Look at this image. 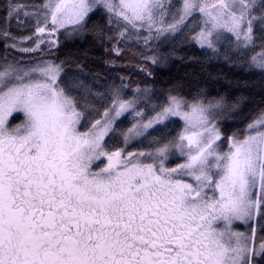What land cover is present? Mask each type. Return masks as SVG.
I'll use <instances>...</instances> for the list:
<instances>
[{
  "label": "snow or ice",
  "instance_id": "1",
  "mask_svg": "<svg viewBox=\"0 0 264 264\" xmlns=\"http://www.w3.org/2000/svg\"><path fill=\"white\" fill-rule=\"evenodd\" d=\"M0 44V264H264V0H5Z\"/></svg>",
  "mask_w": 264,
  "mask_h": 264
},
{
  "label": "trees",
  "instance_id": "2",
  "mask_svg": "<svg viewBox=\"0 0 264 264\" xmlns=\"http://www.w3.org/2000/svg\"><path fill=\"white\" fill-rule=\"evenodd\" d=\"M5 0H0V7L4 4ZM17 34L19 35H29L30 32L27 29H20L17 30ZM3 52V46L0 44V53ZM94 56L100 57L101 52H95L93 53ZM192 55H200L199 51H196L194 49L190 48H183L182 50H179L176 54L175 57H173L169 64L167 66H157V67H152L149 65V68L162 80H181L184 79L186 74L190 71H197L198 66L193 65L187 60V56H192ZM180 57H185V59L181 60ZM30 57H26L28 59ZM105 59L107 58H114L118 59V63H123L124 60H127L129 58V54L125 53L122 58H117L115 56L112 57H104ZM214 69H221L223 72L227 73L229 70L228 68L223 65V64H215ZM107 71H112V72H120V68H108ZM136 79H139V76L134 77ZM237 79H240L241 81L248 79V77L241 76L239 72H234V74L229 75V80H232L233 82ZM219 90L221 92H230L232 96L239 95L241 92H244L245 95H247V92L243 88H239L233 83L231 86L228 84L227 81L221 80L219 85ZM212 94H215V90H213ZM229 127H238L240 125L238 124H232L231 122H228Z\"/></svg>",
  "mask_w": 264,
  "mask_h": 264
},
{
  "label": "rangeland",
  "instance_id": "3",
  "mask_svg": "<svg viewBox=\"0 0 264 264\" xmlns=\"http://www.w3.org/2000/svg\"><path fill=\"white\" fill-rule=\"evenodd\" d=\"M25 47H29L30 45H28L27 43L24 45ZM239 224V222H237ZM240 230H243V228L241 227Z\"/></svg>",
  "mask_w": 264,
  "mask_h": 264
}]
</instances>
